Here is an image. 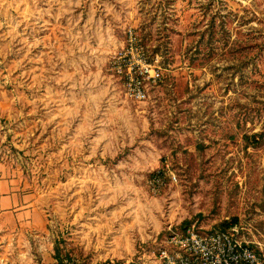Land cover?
<instances>
[{"label":"rangeland","instance_id":"rangeland-1","mask_svg":"<svg viewBox=\"0 0 264 264\" xmlns=\"http://www.w3.org/2000/svg\"><path fill=\"white\" fill-rule=\"evenodd\" d=\"M129 31L161 71L142 99ZM5 177L44 225L0 227V264H144L190 222L264 251V0H0Z\"/></svg>","mask_w":264,"mask_h":264},{"label":"built area","instance_id":"built-area-1","mask_svg":"<svg viewBox=\"0 0 264 264\" xmlns=\"http://www.w3.org/2000/svg\"><path fill=\"white\" fill-rule=\"evenodd\" d=\"M135 33L129 31L127 51L115 60L117 72L124 79L126 93L142 99L149 80L161 77L160 67L147 58L144 47ZM165 165L168 163L165 161ZM164 170L149 179L152 188L161 183ZM144 264H264V251L242 235L241 227L230 222L227 227L205 230L190 222L169 226L157 240Z\"/></svg>","mask_w":264,"mask_h":264},{"label":"crops","instance_id":"crops-1","mask_svg":"<svg viewBox=\"0 0 264 264\" xmlns=\"http://www.w3.org/2000/svg\"><path fill=\"white\" fill-rule=\"evenodd\" d=\"M31 197L16 185L14 178H0V227L12 229L14 226L31 225L41 228L44 220Z\"/></svg>","mask_w":264,"mask_h":264},{"label":"trees","instance_id":"trees-1","mask_svg":"<svg viewBox=\"0 0 264 264\" xmlns=\"http://www.w3.org/2000/svg\"><path fill=\"white\" fill-rule=\"evenodd\" d=\"M234 220H235V218H234ZM186 224H188V223H186ZM183 225H185V224H183ZM183 225H178V226H183ZM228 225H229V222H228V221H224V222H223V228H224V227H227ZM55 257L58 259V261H57L56 264H64V263H63V259H62V257H60L59 252H56V253H55Z\"/></svg>","mask_w":264,"mask_h":264}]
</instances>
